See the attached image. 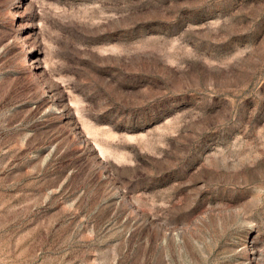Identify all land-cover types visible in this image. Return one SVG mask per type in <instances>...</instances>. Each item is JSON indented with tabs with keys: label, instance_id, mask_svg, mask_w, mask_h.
Returning <instances> with one entry per match:
<instances>
[{
	"label": "rangeland",
	"instance_id": "obj_1",
	"mask_svg": "<svg viewBox=\"0 0 264 264\" xmlns=\"http://www.w3.org/2000/svg\"><path fill=\"white\" fill-rule=\"evenodd\" d=\"M0 264H264V0H0Z\"/></svg>",
	"mask_w": 264,
	"mask_h": 264
}]
</instances>
